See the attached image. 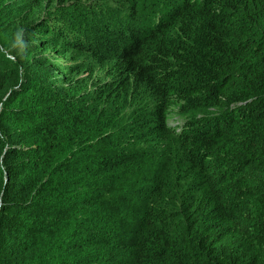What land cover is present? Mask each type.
I'll return each instance as SVG.
<instances>
[{
  "label": "trees",
  "instance_id": "obj_1",
  "mask_svg": "<svg viewBox=\"0 0 264 264\" xmlns=\"http://www.w3.org/2000/svg\"><path fill=\"white\" fill-rule=\"evenodd\" d=\"M7 1L0 264H264V0Z\"/></svg>",
  "mask_w": 264,
  "mask_h": 264
},
{
  "label": "rangeland",
  "instance_id": "obj_2",
  "mask_svg": "<svg viewBox=\"0 0 264 264\" xmlns=\"http://www.w3.org/2000/svg\"><path fill=\"white\" fill-rule=\"evenodd\" d=\"M4 1H7V0H4ZM158 2H160V0L154 1V3L156 4H158ZM0 10L5 12V6H2L1 2H0ZM4 14L5 13L0 14V53H2L4 57H8L9 60L13 61L14 59H12L13 58V56L11 55L12 53L11 54L9 53L8 47H11V45L14 44L16 41L14 39L16 38L18 25L15 24V21L12 20V16L9 15L8 17H6ZM10 50H12V48H10ZM43 51L44 53H47V50H43ZM54 74L59 75V72L54 71ZM83 75L85 76L86 74H83ZM91 75L96 76V77L97 76L104 77L105 75L104 68L99 69L98 66L94 67ZM88 85L89 84H87V87ZM233 224H235V222H233Z\"/></svg>",
  "mask_w": 264,
  "mask_h": 264
}]
</instances>
